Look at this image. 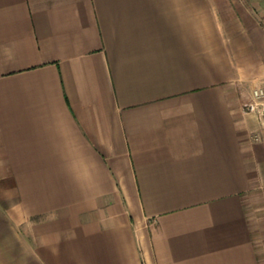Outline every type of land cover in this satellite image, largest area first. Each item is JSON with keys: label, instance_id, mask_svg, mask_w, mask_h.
I'll list each match as a JSON object with an SVG mask.
<instances>
[{"label": "crops", "instance_id": "0c3cea01", "mask_svg": "<svg viewBox=\"0 0 264 264\" xmlns=\"http://www.w3.org/2000/svg\"><path fill=\"white\" fill-rule=\"evenodd\" d=\"M264 0H0V264H264Z\"/></svg>", "mask_w": 264, "mask_h": 264}, {"label": "built area", "instance_id": "2783aa9c", "mask_svg": "<svg viewBox=\"0 0 264 264\" xmlns=\"http://www.w3.org/2000/svg\"><path fill=\"white\" fill-rule=\"evenodd\" d=\"M252 102L248 105L251 110H257L258 117L264 118V86L252 91Z\"/></svg>", "mask_w": 264, "mask_h": 264}, {"label": "rangeland", "instance_id": "374dc122", "mask_svg": "<svg viewBox=\"0 0 264 264\" xmlns=\"http://www.w3.org/2000/svg\"><path fill=\"white\" fill-rule=\"evenodd\" d=\"M253 1H256V0H253Z\"/></svg>", "mask_w": 264, "mask_h": 264}]
</instances>
